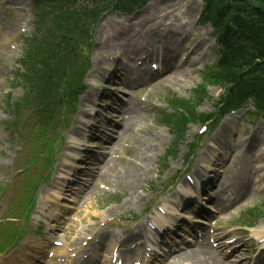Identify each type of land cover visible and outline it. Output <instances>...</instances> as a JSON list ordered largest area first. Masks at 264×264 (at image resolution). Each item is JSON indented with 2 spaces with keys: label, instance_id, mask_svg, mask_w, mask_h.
I'll return each instance as SVG.
<instances>
[{
  "label": "rangeland",
  "instance_id": "obj_1",
  "mask_svg": "<svg viewBox=\"0 0 264 264\" xmlns=\"http://www.w3.org/2000/svg\"><path fill=\"white\" fill-rule=\"evenodd\" d=\"M164 1H165L164 3H162L163 1L162 2L159 1L156 5H151V7L155 6V10L159 7V10L164 11L165 13L164 16L168 17L167 19L171 21V23H177V24L169 25L171 28H165L171 30V32H168V35L172 36L175 33V31H180L181 33H184V29L192 30L191 27H188L189 23L192 21V7L189 4L190 2H193V4H199V1L198 0H164ZM171 3L174 4L175 6L174 8L170 7ZM175 13L182 17V21H181L182 23L179 22V19L181 18L177 19ZM11 19H12L11 15L10 16L7 15L0 20L2 22H6V21L9 22ZM178 24H180L181 26L179 27ZM3 29L4 27L0 28V31H2ZM24 29L25 31H28L30 29V25H27V27H24ZM5 30L6 28L1 33H4ZM3 39L7 40L8 37H5ZM103 39H104V35L102 34L100 41H102ZM96 46L98 48V43L95 45V47ZM200 46L204 48L202 43L200 44ZM93 50L94 49L92 48V52ZM12 52L16 53L17 51L14 50ZM182 75L183 76L177 77L176 80H172L174 78L173 77L171 78V80L164 82L163 86L157 88L158 93H156V89H154L149 94L153 97H158L162 94L164 88H170L177 95H180L182 97L184 96L190 97L192 95L191 90L201 82L202 75L198 71L194 72L191 70H185V72ZM209 85L210 84L207 85L209 91L210 92L213 91V93L217 94L219 91L218 88H216V86L214 85H210V86ZM7 91L8 88L6 84L1 83L0 99H3V97L6 98ZM19 94H20V90L17 88L11 91L12 97H16ZM207 104L208 103H205V106ZM203 108L204 106H201L200 110H203ZM233 119L235 120V118ZM142 121L144 123V128L147 126L148 128L147 129L145 128L144 130H139L138 136L130 137L128 139L126 138V141L124 142L125 144L124 149L122 148L120 153L117 152L112 153L113 158L111 160V163H109L110 166L104 169L106 173L103 174L102 178H100L99 182H97V184L95 185L96 188L90 194V196H88L85 200H82L77 205L76 207L77 209L72 213L68 221L69 225L65 227V230L61 234L64 235L63 237H68L72 232H74L73 238L75 235H82L86 231L97 228L98 222L104 221L106 217L116 216L118 214H124L128 210L134 209V207H142L145 205L146 202L143 203L144 201L143 194L147 192L149 189V182L152 175V170H150L149 168L152 164L154 165V162L157 163V160L162 156V154L166 150V147L169 145V142L171 140V135H168L167 130L162 125L160 126L152 116L146 119L142 118ZM137 122H141L140 119H138ZM232 122H233L232 128H234L236 126V122H234L233 120ZM260 127L264 128V123H262ZM195 132H197V128L195 127V125H191L184 138H187V140L190 141L191 134L192 133L194 134ZM184 144L185 142L178 143V148L184 150L185 149ZM142 160H144L145 162L147 161V163H149V167L147 166V163L144 165L147 168L148 172L140 182L135 181L132 185H130V181H132L131 177H128L126 175H132L133 172H135L138 175H142L145 171H147V170L141 171V168L139 170L135 169L133 171L134 165L131 162L136 161L138 163V162H142ZM179 162H180L179 160H172V164L176 163V165H178ZM248 166L250 165L248 164ZM245 172L247 175H249L250 167H248V169L246 168L244 173ZM259 182L261 187H264V180L256 181V179L254 178L253 180L247 179L242 186V189L245 192L248 191L246 193V196L244 197V199H242V201L237 203L234 213L231 212L226 214V216L231 217L230 219L227 218L221 219V221L223 222L225 221L229 224H233L232 228L230 227V231H228V235L231 234L239 235V236L241 235L239 231H236L234 229L240 227L237 224L243 223V221H241V218H239L240 216H242L241 211H243L244 209H248L249 207L259 203L264 197V193L262 191H259L258 189ZM117 185L121 189L117 188ZM125 188L128 189V191L125 190ZM253 189H257V190L255 192H252L251 190ZM105 190L113 191V192H108L109 194H113L116 191H120L121 194L119 196H121V198H118L116 200L113 199L108 200L109 195L106 193ZM122 191L126 192V194L122 193ZM98 199L99 201L97 202ZM257 221H258L257 225L253 228H250L246 235L247 237L254 235V238L251 239V241L253 242V246L255 245L254 242H256V239L260 237L263 238L264 236V218L258 219ZM222 227L223 226H221V228ZM225 232L226 231H223L222 228L219 234ZM55 237L58 238L57 236ZM42 252L45 253V251ZM56 254L57 251L55 255ZM254 254L257 258L259 257V255L257 256V251H255ZM239 261L243 263H248V260H243V261L239 260ZM226 262L229 264L233 263V261H231L230 259L226 260ZM251 263L252 262L249 261V264ZM171 264H174V261ZM175 264H186V262L180 261Z\"/></svg>",
  "mask_w": 264,
  "mask_h": 264
},
{
  "label": "trees",
  "instance_id": "obj_2",
  "mask_svg": "<svg viewBox=\"0 0 264 264\" xmlns=\"http://www.w3.org/2000/svg\"><path fill=\"white\" fill-rule=\"evenodd\" d=\"M245 2L249 3V0ZM254 10L255 9H252L251 12H253ZM256 12L259 16L264 17V11L258 9ZM64 22L74 29L73 24L67 23L65 20H56L54 26H62L64 28L60 33V37L55 36L56 40L52 39L62 51H66L69 44V41L67 40L68 35L66 33L67 27ZM242 30L245 34H240L239 36H235L234 38H232L236 40L234 42V47L232 48V52L234 53L233 58L230 61L223 62L219 66V70L217 73H219L218 75H220L225 80L235 77L236 73L240 69V62L243 61L242 64L248 63L252 59V56L255 57L257 53L258 55L259 53H264V24L260 29H258V27L250 25L243 26ZM237 37H239V39ZM261 75L262 77L259 78V88L264 96V67L262 68Z\"/></svg>",
  "mask_w": 264,
  "mask_h": 264
},
{
  "label": "bare ground",
  "instance_id": "obj_3",
  "mask_svg": "<svg viewBox=\"0 0 264 264\" xmlns=\"http://www.w3.org/2000/svg\"><path fill=\"white\" fill-rule=\"evenodd\" d=\"M127 63H128V66H130L131 69L133 68V66H136V64L134 63V59H132V58H128ZM145 63H146V60H142V63L141 64H138V65H145ZM174 71H175V69H174ZM128 104H129V102H128ZM130 125L131 126H136V125L133 124V122L130 123ZM137 128L139 129V127H137ZM226 132H227L226 129H223L220 132V135L214 139V141L216 140V142H214V144L211 145V148H213L214 146H218V143L221 142L220 140L222 139L223 136H225L224 134ZM134 165H135V163H134ZM196 177L198 179L201 178L202 181H204V178H205L204 175H203V177H202V175H200V176L196 175ZM197 189L198 188L196 187V185L191 186V190H197ZM204 196H207L208 199H210L211 201L212 200H215V198H212L211 199V196L209 197V194L206 193V192L204 193ZM185 213L187 215H189L187 212H185ZM203 240L204 241H202V239H201L200 242L195 243L194 244L195 247L193 249H190V247H189L188 250H185L184 252L178 253V254H181L180 255L181 257L178 258L177 255L174 256L173 257L174 264L175 263H178L180 261H184V262H186V264H225L224 263V260L218 256L217 250L214 249L210 245V243L208 242L207 236H205V238ZM177 247L179 249H182L183 248V246H181V244H179L178 246L176 244H173V248H175V249L174 250H171V251L177 252L178 251ZM128 250L129 249H127V251ZM169 256H171V255H169ZM175 257H176V259H175Z\"/></svg>",
  "mask_w": 264,
  "mask_h": 264
}]
</instances>
